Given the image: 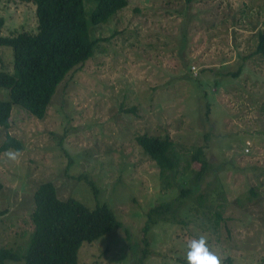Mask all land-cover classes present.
<instances>
[{"label":"rangeland","instance_id":"rangeland-1","mask_svg":"<svg viewBox=\"0 0 264 264\" xmlns=\"http://www.w3.org/2000/svg\"><path fill=\"white\" fill-rule=\"evenodd\" d=\"M128 1L89 26L107 39L59 83L45 118L13 105L0 126V145L6 132L22 144L0 152V247L25 253L33 193L50 181L60 199L107 203L122 224L81 243L80 264H187L202 235L221 264H264V56L254 53L264 0ZM0 19L3 35L35 32V4L0 0ZM12 67L0 46V70ZM138 134L168 135L177 167L162 174ZM199 147L209 167L196 180ZM166 200L169 220L144 236Z\"/></svg>","mask_w":264,"mask_h":264},{"label":"trees","instance_id":"trees-1","mask_svg":"<svg viewBox=\"0 0 264 264\" xmlns=\"http://www.w3.org/2000/svg\"><path fill=\"white\" fill-rule=\"evenodd\" d=\"M35 4L37 20L35 32L21 31L3 35L0 19V46L12 48V70H0V88L7 90L0 97V126L8 129L13 105L38 119L45 118L52 96L59 83L69 72L79 70L93 55V46L106 37L91 39L89 26L105 23L128 0H23ZM190 1V0H188ZM255 54L264 56V29L257 32ZM236 73L232 74L237 76ZM0 152L20 150L22 144L6 132ZM136 142L156 163L162 174L174 170L180 158L172 139L166 135L138 134ZM198 167L195 179L208 171L209 161L202 148L192 155ZM2 183L0 182V190ZM95 195L96 190L92 187ZM190 189H181V196ZM96 196V195H95ZM202 194L199 196L202 199ZM175 201V199H174ZM31 220L34 231L25 253L18 254L0 247V264L6 259L24 258L25 264H80L77 249L83 242H91L106 232L121 227L114 211L105 202L89 207L78 199H60L54 184L40 183L33 193ZM173 200L153 206L147 213L144 236L151 226L168 221ZM175 207V206H174ZM156 214V220L153 217ZM220 213H216L218 225ZM158 220H161L157 222ZM144 239V238H143ZM146 254H141L142 259Z\"/></svg>","mask_w":264,"mask_h":264},{"label":"clouds","instance_id":"clouds-1","mask_svg":"<svg viewBox=\"0 0 264 264\" xmlns=\"http://www.w3.org/2000/svg\"><path fill=\"white\" fill-rule=\"evenodd\" d=\"M186 248L187 264H221L219 257L209 249L203 235L188 241Z\"/></svg>","mask_w":264,"mask_h":264}]
</instances>
